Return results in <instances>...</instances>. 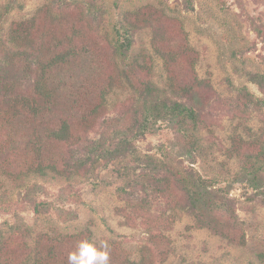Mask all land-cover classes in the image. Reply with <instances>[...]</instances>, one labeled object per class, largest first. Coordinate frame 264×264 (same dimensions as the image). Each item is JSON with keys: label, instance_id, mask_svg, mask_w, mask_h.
Masks as SVG:
<instances>
[{"label": "rangeland", "instance_id": "1", "mask_svg": "<svg viewBox=\"0 0 264 264\" xmlns=\"http://www.w3.org/2000/svg\"><path fill=\"white\" fill-rule=\"evenodd\" d=\"M163 7L167 18L157 27L163 51L172 50L170 42L162 40L169 38L188 45L190 56L161 57L151 44L148 29L133 37V55L147 50L153 60L152 81L174 100L186 102L182 99L184 90L174 91L172 83L202 89L201 149L193 166L204 176L217 178L220 187L231 185L242 168L239 158L228 151L232 139L254 142L264 133V88L256 77L264 73V0H0V57L2 50L18 53L21 47L11 41V34L31 19H35L34 26H29L32 36L46 44L52 34L68 36L75 26L79 38L97 48L78 73L96 86H106L113 78L120 87L108 46L113 45L116 24L126 12L151 16ZM49 27L53 31L40 39ZM256 27L263 29V35ZM20 62L15 63L18 70ZM25 90L30 92L31 86ZM115 91L109 96L107 119L123 118L129 127L140 112L137 96L133 91ZM157 127L155 133L135 141L139 155L160 156L161 149L173 148L168 152L171 160L189 167L190 163L179 156L181 139L176 127L165 123ZM0 130L1 142L5 131ZM105 130L104 125L99 126L88 137L97 140ZM255 152L246 149L241 156ZM12 161L17 167L18 158ZM151 175V166L144 162H122L81 172L70 182L32 180L40 185L37 200L52 204L42 217L19 197L20 190L11 179L0 176V264H50L47 257L52 246L56 263L69 264V255L85 241H74L70 238L73 234L91 238L97 247L106 242L114 264L138 260L142 246L150 247L153 264H264L263 195L244 184H233L230 198L241 223L234 231L246 241L238 245L195 228V219L175 181L171 190L177 191V197L173 199L154 192ZM18 227L21 229L14 231Z\"/></svg>", "mask_w": 264, "mask_h": 264}, {"label": "trees", "instance_id": "2", "mask_svg": "<svg viewBox=\"0 0 264 264\" xmlns=\"http://www.w3.org/2000/svg\"><path fill=\"white\" fill-rule=\"evenodd\" d=\"M5 10L9 12L8 8ZM166 13L164 7L151 16L126 12L116 24L113 45L109 43L108 46L116 62L120 87L114 84L113 78H109L106 86H96L78 73L97 48L79 38L75 26L68 36L60 38L52 34L46 44L32 36L29 26H34L35 19L21 24L18 33L11 34V41L21 49L15 54L2 50L0 57V129L5 131V140L0 142V176L6 181L11 179L20 190L19 197L29 203L35 215L42 217L52 204L37 200L35 193L40 185L31 183L32 180L50 178L70 182L81 172H94L102 164L107 167L122 162H144L151 166L153 175L149 182L154 192L176 199L177 191L171 190L175 181L178 193L185 198L195 219V228L244 245V235L239 236L234 231L241 223L230 194L233 184L239 183L264 196V133L256 136L254 142L232 139L228 151L239 158L242 168L231 185L220 187L217 178L206 177L194 168L201 149L199 112L204 98L199 91L202 89L191 90L172 83L170 87L174 91L184 90L182 99L186 102L174 100L152 81L153 60L147 50L140 56L133 55V37L148 29L152 32L151 44L161 57L172 60L174 56H190L188 45L161 37L172 46V50L163 51L157 27L160 22L163 25ZM52 31L49 27L47 33L40 34V39L47 38ZM257 32L263 35V29ZM17 60L21 61L20 70L15 66ZM87 71L91 73L89 66ZM140 75L144 79L140 80ZM256 77L264 88V73ZM27 85L31 86L30 92L25 90ZM115 89L133 91L137 96L140 112L129 127H125L123 118L107 119L109 96L116 93ZM159 123L176 127L181 139L179 156L190 163L189 167L171 160L168 152L173 148L161 149L160 156L139 155L135 141L155 133ZM102 125L108 131L105 130L99 139L91 140L89 134ZM246 149H256V152L241 156ZM13 158H18L17 167L13 166ZM123 192L119 191V195ZM13 229L19 231L21 228ZM70 238L95 243L79 234ZM53 248L50 247L47 260L50 264H59ZM150 253V247L142 246L139 259L129 260V264H153ZM109 264L114 263L109 259Z\"/></svg>", "mask_w": 264, "mask_h": 264}, {"label": "clouds", "instance_id": "3", "mask_svg": "<svg viewBox=\"0 0 264 264\" xmlns=\"http://www.w3.org/2000/svg\"><path fill=\"white\" fill-rule=\"evenodd\" d=\"M69 264H109V246L103 241L99 247L92 242L82 241L78 251L69 255Z\"/></svg>", "mask_w": 264, "mask_h": 264}]
</instances>
